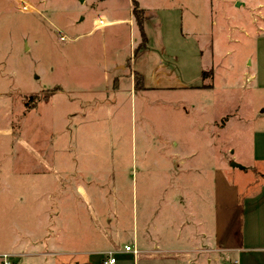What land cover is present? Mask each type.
<instances>
[{
    "label": "rangeland",
    "instance_id": "obj_1",
    "mask_svg": "<svg viewBox=\"0 0 264 264\" xmlns=\"http://www.w3.org/2000/svg\"><path fill=\"white\" fill-rule=\"evenodd\" d=\"M136 1L152 20L147 59L167 90L132 87L119 71V90L106 93V74L141 47L139 26L134 17L135 26L88 33L97 17L129 20L132 0L108 4L112 12L99 9L102 0H0V257L13 264H36L27 256L41 236L26 233L46 212L60 223L74 216L73 230L79 215L80 228H118L122 245L133 243V221L141 229L152 214L169 235L184 231L172 200L213 197L220 159L230 161L243 139L250 147L264 109L250 79L264 65V0ZM211 71L213 82L202 77ZM176 81L192 89L174 90ZM27 103L38 108L28 113ZM211 143L215 185L209 168L205 180L194 161L180 164L195 149L196 160L206 150L210 158Z\"/></svg>",
    "mask_w": 264,
    "mask_h": 264
},
{
    "label": "crops",
    "instance_id": "obj_2",
    "mask_svg": "<svg viewBox=\"0 0 264 264\" xmlns=\"http://www.w3.org/2000/svg\"><path fill=\"white\" fill-rule=\"evenodd\" d=\"M102 1L99 9L112 12V7L107 5L117 0ZM138 6L140 11L146 10L141 8L139 3ZM133 9L132 0L129 20L107 19L105 16L95 18L94 27L88 35L107 27L124 24L135 26ZM261 17L264 20V16ZM102 21L105 22L104 27L99 26ZM151 21L146 20L143 25L148 41L147 47L152 44L148 28ZM154 22L160 31V20L159 22L154 20ZM158 42L160 43V40ZM141 43L140 35L136 47H139ZM147 55V49L138 50L127 60L131 61L129 67H127V61L115 65L112 69L113 74L110 72L104 78L106 93H115L119 90L120 79L115 73L119 71L124 75L128 72L132 87L135 85L134 76L139 75L143 79L144 89H169L161 78L157 62H153L152 66ZM152 57H154L153 61L157 58L156 55ZM262 60H264V54ZM208 76L213 82L215 73L211 71L202 74L203 78ZM250 79L256 84L257 91H264V65L262 70L258 67L256 74L250 76ZM212 82L211 85H203L206 87L193 89H213ZM176 86L174 90L192 89L179 81H176ZM60 92V90L57 91V93ZM37 108L38 106L28 113L34 112ZM254 121L256 124L254 131L250 134V147L245 146L243 139L240 147L232 151L234 156L230 161L220 159V166L216 173V194L214 193L213 197L181 194L170 203V208L179 219V227H183L184 231L181 228L173 236L169 235L164 232L163 227L160 229L155 224L156 215L152 214L142 219L141 229L138 220L137 229L133 221L131 232L133 243L122 245L120 241L122 232L118 228L103 230L102 225L96 222L91 228H80V225H84L79 222V215L77 216L79 228L73 230L74 216H68L62 224L51 212H46L44 216H39L36 229L26 233L32 240L35 235L41 236L39 242L35 241V244L30 247L32 252L27 257L33 258L36 264H56L53 260L50 262L46 260L54 255L69 257L61 264H104L110 254L116 258L115 264H264V109L261 106L256 111ZM202 154L203 152L196 149L190 155L186 152L185 158L180 159V164L185 166L187 162L194 161L192 170L199 171L205 180L209 168L213 172L215 185L212 143L209 151L211 157H204L208 154L206 150L205 155L196 160ZM184 183L185 181L181 180L179 184L183 186ZM78 192L86 202H90V197L81 186L78 187ZM164 202L167 203V201ZM54 228L57 230L55 235ZM126 246L135 248L138 254L126 252ZM26 248L28 244L23 241L18 245L21 251Z\"/></svg>",
    "mask_w": 264,
    "mask_h": 264
},
{
    "label": "trees",
    "instance_id": "obj_3",
    "mask_svg": "<svg viewBox=\"0 0 264 264\" xmlns=\"http://www.w3.org/2000/svg\"><path fill=\"white\" fill-rule=\"evenodd\" d=\"M133 6H134V9H133V15L138 23V26H139V30H140V35H141V40H142V43H141V47L139 50H144V49H147V37H146V34H145V31H144V16H143V13L142 11L139 10V6H138V2L136 0H133ZM142 15V16H141ZM135 86L136 88H141L143 87V79L141 76L139 75H135ZM36 108V105L34 106H31L29 103H27V110L30 111L32 109Z\"/></svg>",
    "mask_w": 264,
    "mask_h": 264
},
{
    "label": "built area",
    "instance_id": "obj_4",
    "mask_svg": "<svg viewBox=\"0 0 264 264\" xmlns=\"http://www.w3.org/2000/svg\"><path fill=\"white\" fill-rule=\"evenodd\" d=\"M125 251L126 252H132L134 255L138 254V251L135 248L133 249V248L127 247V246L125 247ZM0 260H1V264H13L10 261V257L8 255H4V256L0 257ZM115 263H116V258L114 257L113 254H110L108 256V259L104 262V264H115Z\"/></svg>",
    "mask_w": 264,
    "mask_h": 264
}]
</instances>
